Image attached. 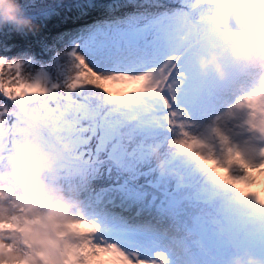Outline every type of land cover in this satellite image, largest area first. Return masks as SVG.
I'll use <instances>...</instances> for the list:
<instances>
[{
	"label": "snow or ice",
	"instance_id": "snow-or-ice-1",
	"mask_svg": "<svg viewBox=\"0 0 264 264\" xmlns=\"http://www.w3.org/2000/svg\"><path fill=\"white\" fill-rule=\"evenodd\" d=\"M21 4L44 30L0 28V167L13 133L32 120L30 134L55 159L48 179L67 194L77 241L65 234L45 264L264 256V148L249 159L238 147L257 131L264 88L252 82L240 96L243 75L229 58L225 82L197 63L213 44L241 39L234 9L223 0ZM17 105L23 113L10 110ZM153 145L170 174L157 171Z\"/></svg>",
	"mask_w": 264,
	"mask_h": 264
},
{
	"label": "clouds",
	"instance_id": "clouds-1",
	"mask_svg": "<svg viewBox=\"0 0 264 264\" xmlns=\"http://www.w3.org/2000/svg\"><path fill=\"white\" fill-rule=\"evenodd\" d=\"M223 2L234 9L233 19L241 39L223 48L213 44L209 54L198 58L199 69L222 82L230 81L232 72L224 62L229 58L244 77L264 88V0ZM8 26L16 31H39V25L24 13L20 0H0V28ZM235 88L240 96L248 92L243 82ZM10 110L24 112L19 105ZM253 123L257 131L245 134L238 143L240 154L249 159L255 158L257 149L264 148V136L259 131L264 129V115ZM34 127L36 124L26 119L20 133H13V151L0 167V264H45L49 258L57 257V246L65 234L72 243L77 242L67 226L73 215L67 194L48 179L55 159L43 152L30 134ZM152 160L159 173L170 174L161 147L153 145ZM230 264H264V256L246 252L235 255Z\"/></svg>",
	"mask_w": 264,
	"mask_h": 264
},
{
	"label": "rangeland",
	"instance_id": "rangeland-1",
	"mask_svg": "<svg viewBox=\"0 0 264 264\" xmlns=\"http://www.w3.org/2000/svg\"><path fill=\"white\" fill-rule=\"evenodd\" d=\"M23 0H21V3H22ZM59 0H31L32 3H34L36 5V8L35 9H32V11L34 10H39L40 7H42L43 5H46V4H51V3H55V2H58ZM67 0H65L66 2ZM45 59H47V57H45ZM251 84V83H250ZM251 87H253V85H250V87L248 88L249 90H252L250 89Z\"/></svg>",
	"mask_w": 264,
	"mask_h": 264
},
{
	"label": "bare ground",
	"instance_id": "bare-ground-1",
	"mask_svg": "<svg viewBox=\"0 0 264 264\" xmlns=\"http://www.w3.org/2000/svg\"><path fill=\"white\" fill-rule=\"evenodd\" d=\"M25 2H29V0H23L22 1V3H25ZM30 2H31V0H30ZM58 2H60V0L58 1ZM67 2V1H66ZM34 11V10H33ZM36 11V10H35ZM36 22V21H35ZM36 24L37 25H39V31H43L44 29H43V26H42V24H40V23H37L36 22ZM49 27H51V25H49ZM22 47H23V45H22ZM240 82H243V83H245L246 85H247V87L249 88L250 87V85H252V83L250 84V82H252L249 78H247V77H241L240 78ZM250 84V85H249ZM253 87H251L250 89H252ZM248 91H251V90H249L248 89ZM235 255H233L231 258H230V260L234 257Z\"/></svg>",
	"mask_w": 264,
	"mask_h": 264
},
{
	"label": "water",
	"instance_id": "water-1",
	"mask_svg": "<svg viewBox=\"0 0 264 264\" xmlns=\"http://www.w3.org/2000/svg\"><path fill=\"white\" fill-rule=\"evenodd\" d=\"M232 26H233V28H235V29L237 28L234 19L232 20Z\"/></svg>",
	"mask_w": 264,
	"mask_h": 264
}]
</instances>
